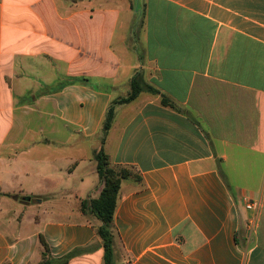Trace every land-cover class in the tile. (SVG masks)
Here are the masks:
<instances>
[{
  "label": "crops",
  "instance_id": "0c3cea01",
  "mask_svg": "<svg viewBox=\"0 0 264 264\" xmlns=\"http://www.w3.org/2000/svg\"><path fill=\"white\" fill-rule=\"evenodd\" d=\"M134 76L174 107L142 90L102 143ZM49 129L134 170L114 264H264V0H0V264L38 263L41 237L54 258L104 264L81 209L102 189L94 154L37 151L50 140L30 133Z\"/></svg>",
  "mask_w": 264,
  "mask_h": 264
},
{
  "label": "trees",
  "instance_id": "16d2710c",
  "mask_svg": "<svg viewBox=\"0 0 264 264\" xmlns=\"http://www.w3.org/2000/svg\"><path fill=\"white\" fill-rule=\"evenodd\" d=\"M142 90L160 94L159 90L144 83L141 79L137 78V76H134L130 82L129 94L126 97L112 100L106 110L101 125L102 143L114 121L116 106L132 101ZM160 101L163 105L174 107V103L163 93L160 94ZM94 160L96 163V173L99 181L102 183V189L95 198L83 200L81 209L84 212L87 209L88 212L99 221L95 229L104 250V264H114L117 233L114 228L113 217L118 199V191L122 179L132 175V173L134 174V170L124 166L112 167L109 157L102 146L95 152ZM41 242L44 246V251L42 252L41 260L36 264H69L71 253L59 258H54L49 253L47 244L42 237Z\"/></svg>",
  "mask_w": 264,
  "mask_h": 264
},
{
  "label": "rangeland",
  "instance_id": "374dc122",
  "mask_svg": "<svg viewBox=\"0 0 264 264\" xmlns=\"http://www.w3.org/2000/svg\"><path fill=\"white\" fill-rule=\"evenodd\" d=\"M124 95H126V93H124ZM35 116L36 115L34 113L27 115L32 125L37 123L38 118H35ZM51 129L43 130L42 132L34 131L30 133L29 138L33 139L34 141H38L43 137H47L50 140V142L47 143V148L44 145H37V151L45 148L47 150V154H49L51 158H69L70 156L74 155L77 156V158L79 157L88 159L86 162L84 161L85 163H88L90 160L93 162L94 150L100 145L99 139H83L79 136L68 138L62 131ZM74 141L76 142L75 145ZM65 195L67 196V194ZM54 214L57 215L59 212L54 211Z\"/></svg>",
  "mask_w": 264,
  "mask_h": 264
},
{
  "label": "built area",
  "instance_id": "2783aa9c",
  "mask_svg": "<svg viewBox=\"0 0 264 264\" xmlns=\"http://www.w3.org/2000/svg\"><path fill=\"white\" fill-rule=\"evenodd\" d=\"M246 207H247L248 209L253 208V203H252L251 201H248V202L246 203ZM254 224H255V217L251 218V219L248 221V228H249V229H252V226H253Z\"/></svg>",
  "mask_w": 264,
  "mask_h": 264
}]
</instances>
